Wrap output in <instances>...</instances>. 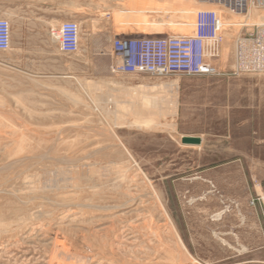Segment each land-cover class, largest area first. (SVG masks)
I'll use <instances>...</instances> for the list:
<instances>
[{"label":"rangeland","instance_id":"rangeland-1","mask_svg":"<svg viewBox=\"0 0 264 264\" xmlns=\"http://www.w3.org/2000/svg\"><path fill=\"white\" fill-rule=\"evenodd\" d=\"M32 1L0 0L11 35L0 52V264H260L232 225L246 219L236 195L248 186V200L264 193L263 181L247 182V162L262 148L263 79L110 71L115 32L183 31L185 22L192 34L197 10L223 20L233 11L222 0H98L89 13L74 6L80 43L69 55L53 52L62 21L41 29ZM226 29L228 66L239 30ZM135 87L165 98L167 113L116 108ZM147 120L158 125L138 124ZM183 135L201 143L184 145Z\"/></svg>","mask_w":264,"mask_h":264},{"label":"built area","instance_id":"built-area-1","mask_svg":"<svg viewBox=\"0 0 264 264\" xmlns=\"http://www.w3.org/2000/svg\"><path fill=\"white\" fill-rule=\"evenodd\" d=\"M206 1V0H200ZM219 1V0H217ZM233 12L248 14L249 9L264 10V0H222ZM232 25V24H231ZM227 24L218 10L195 12L192 34L149 33L115 35L111 40L110 71L118 75L163 77L171 74L189 76L255 75L264 80V22H240L233 35L232 64L222 60L224 28ZM252 28V32H247ZM58 49L73 55L79 51L80 27L75 20L62 21L52 33ZM10 23L0 17V52L10 49ZM264 207V193L248 200V205Z\"/></svg>","mask_w":264,"mask_h":264},{"label":"crops","instance_id":"crops-1","mask_svg":"<svg viewBox=\"0 0 264 264\" xmlns=\"http://www.w3.org/2000/svg\"><path fill=\"white\" fill-rule=\"evenodd\" d=\"M74 6L83 7L86 10L85 12L88 13L92 11H98L100 9L98 0H33L31 10L32 21L35 23H39V27L43 29L45 26L44 23H58L61 21L70 20V18H72L73 16ZM55 29L52 28L51 30L53 31ZM156 33H177V31L168 30L166 32L160 31ZM114 35L128 34L115 32ZM53 40L56 42L55 50L53 52H59V49L57 47L58 43L54 35ZM91 43L93 52H96L98 49L96 34L93 35ZM34 67L30 65H22L23 69H31ZM259 90L263 123L262 127L258 128L257 135L258 142L262 146V148L260 149L261 151H258L257 156H252V163L250 161L247 162V182L256 180L264 182V175L259 174L260 168H264V80L263 85L262 87H259ZM252 164L256 166L255 171L252 170ZM257 188L259 189L258 185ZM207 192L209 191H206V193ZM251 193V188L250 186H248L247 191L242 190L236 195V198L239 200L241 210L243 211V214L245 215L244 217H246V219L245 221H243L244 218L240 217L239 220L234 219L235 224L232 225V228H239L238 233L242 234V236L246 234V236H243L245 237V242L242 243L248 246H255V249H251V253L256 255V258L252 259L253 262L264 264V207H262L260 204H257L254 207L248 206L247 200L248 197L251 196ZM237 215H239V213H237ZM246 231L247 233H244Z\"/></svg>","mask_w":264,"mask_h":264},{"label":"bare ground","instance_id":"bare-ground-1","mask_svg":"<svg viewBox=\"0 0 264 264\" xmlns=\"http://www.w3.org/2000/svg\"><path fill=\"white\" fill-rule=\"evenodd\" d=\"M94 2V1H93ZM252 12V13H251ZM233 17H230L229 19L224 20L227 24H232L230 27L232 29L231 32H234V30H236V32L239 30V24L243 21H246L247 23L250 24H254V23H262L264 22V12L260 13L258 12L256 9H249L248 14L244 15L242 12H233ZM249 19H254V20H249ZM163 24V21L158 22L157 24ZM188 23V22H187ZM164 24H168V23H164ZM185 22H181L180 24H178V26H183V31H184V27H185ZM224 30H227L226 27L224 28ZM182 28L178 29L177 32H180V34H185L183 33ZM225 32V31H224ZM227 32V31H226ZM230 32V31H228ZM232 33H227V37L231 36ZM79 39H80V34H79ZM101 48V47H100ZM79 84L82 86V88L85 90L88 86H90L88 83L81 84V82L78 80ZM90 82V81H89ZM113 83V82H112ZM117 84V83H116ZM115 84V85H116ZM92 85V84H91ZM114 85V84H113ZM159 86V84H157ZM93 86V85H92ZM96 87V86H95ZM93 87V91L98 89ZM129 87V86H128ZM163 87V86H162ZM91 88V87H90ZM136 91L133 96H130L131 98L129 99H125V100H118L115 101V105L116 108L124 110V111H129L131 112L133 115H140V116H145V117H150V116H160L163 114H166V106L169 102L165 99V98H161V97H148V95L146 94V90H144L143 87H135L134 88ZM146 89V88H145ZM152 89V88H149ZM124 95L127 96V92H122ZM110 94V93H109ZM132 95V94H131ZM113 97V96H112ZM133 97V98H132ZM95 99V98H94ZM108 100V99H107ZM93 101H97L93 100ZM99 103V102H98ZM108 105V104H107ZM106 105V106H107ZM103 109V107H102ZM173 112H175L173 110ZM109 113V112H108ZM170 114V113H169ZM176 115V114H175ZM112 116V115H111ZM159 122V121H158ZM124 123V122H123ZM129 123V122H128ZM137 124V123H136ZM138 124H143L145 126H150V125H158V123H154L151 122L149 120L142 122V123H138ZM167 124V123H166ZM163 125V124H162ZM171 125V124H170ZM169 125V126H170ZM167 126V125H166ZM162 127V126H161ZM168 127V126H167ZM225 211V209H221L217 212L214 213L213 216H215L216 218H219L223 212ZM178 240L181 242L180 238L178 237ZM184 250H185V246L182 244Z\"/></svg>","mask_w":264,"mask_h":264},{"label":"water","instance_id":"water-1","mask_svg":"<svg viewBox=\"0 0 264 264\" xmlns=\"http://www.w3.org/2000/svg\"><path fill=\"white\" fill-rule=\"evenodd\" d=\"M247 32H252V28H247ZM180 142L184 145H199L201 138L199 136L183 135L180 138Z\"/></svg>","mask_w":264,"mask_h":264}]
</instances>
